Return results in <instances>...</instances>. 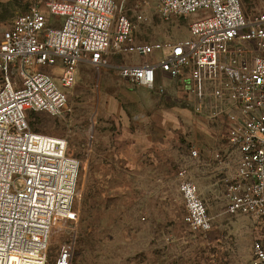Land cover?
Masks as SVG:
<instances>
[{"label":"built area","instance_id":"2783aa9c","mask_svg":"<svg viewBox=\"0 0 264 264\" xmlns=\"http://www.w3.org/2000/svg\"><path fill=\"white\" fill-rule=\"evenodd\" d=\"M203 11L208 15L191 23L189 38L144 45L133 43L135 25L114 0H49L15 17L0 41V264H48L61 223L77 221L80 162L68 154L66 139L32 131L27 117L61 116L79 67L100 71L112 55L160 53L155 64L118 69L132 84L161 94L159 72L176 81L187 74L194 113L228 128L216 159L239 155L225 179V212L264 223V12L247 17L241 0L158 2L164 20ZM39 65L55 71L36 72ZM179 178L185 223L210 232L213 218L198 186L186 169ZM76 239L74 233L61 246L55 264H72ZM250 264H264V237L254 242Z\"/></svg>","mask_w":264,"mask_h":264},{"label":"rangeland","instance_id":"374dc122","mask_svg":"<svg viewBox=\"0 0 264 264\" xmlns=\"http://www.w3.org/2000/svg\"><path fill=\"white\" fill-rule=\"evenodd\" d=\"M48 1L0 0V41L17 15ZM114 1L139 21L135 36L144 44L185 40L191 23L208 15L203 11L164 20L157 12L158 0ZM241 1L248 17L264 12V0ZM139 15L143 20H138ZM112 60L116 73L129 64L118 56ZM138 63L136 59L131 64ZM35 71L51 74L55 69L39 65ZM103 72L104 68L80 66L76 84L65 90L67 110L59 117L47 113L30 117L32 131L66 139L68 154L80 162L78 219L61 223L52 237L48 264H55L61 246L74 233L78 248L72 264H248L252 245L264 236V223L249 215L225 212V179L237 169L236 152L225 157L227 168L222 173H208L204 182L194 181L213 218L210 232L193 231L185 223L186 208L179 190L185 154L191 155L192 145L193 149L223 151L226 125L195 115L187 91L172 82L167 100L184 111L180 117L183 136L170 145L173 150L155 155L158 166L144 168V144L136 143L123 120L105 112L100 85ZM201 161L213 162L212 158Z\"/></svg>","mask_w":264,"mask_h":264},{"label":"crops","instance_id":"0c3cea01","mask_svg":"<svg viewBox=\"0 0 264 264\" xmlns=\"http://www.w3.org/2000/svg\"><path fill=\"white\" fill-rule=\"evenodd\" d=\"M129 18L135 25L132 37L133 43L144 45V42L138 41L135 36L136 29L140 24L139 21H137L136 17ZM114 56L126 58L127 61H129V64L136 59L139 61L138 64H142L145 61L155 64L160 57V53L155 52L146 58H142L136 54L112 55L108 60V65L103 67L104 72L100 80V85L103 90V101L106 106L105 112L109 115V117L114 116V118L120 121L123 120L125 129L130 131L131 137L136 141V143L142 145L144 144V160H147L150 157L155 159V155L159 152L166 151L168 149L170 151L173 150V147H170V145L174 144L175 141H177L176 139L182 138L183 136V129L185 126L182 124L180 117L183 115L182 113L184 111L178 105L170 103L167 100L169 98L168 87L172 82H174L178 83L179 86L183 87L187 91L185 83L183 82L187 74H184L179 81H176L169 78L166 74L159 72L158 81L159 83H163L166 89L165 93L161 94L157 90H150L145 87L136 86L130 81L122 78L120 73L112 71V59ZM129 64L127 63L123 65ZM197 149L201 154V158H212L213 162L204 163L201 161L200 157H193L192 154L189 155L188 153L185 154L186 157H183L185 164L183 169L188 171L189 176L193 181L204 182V178L208 175V173H222L227 168L226 160L220 161L219 159H216L215 150L209 151L203 149V147H199ZM252 258L253 245L248 264L251 263Z\"/></svg>","mask_w":264,"mask_h":264},{"label":"trees","instance_id":"16d2710c","mask_svg":"<svg viewBox=\"0 0 264 264\" xmlns=\"http://www.w3.org/2000/svg\"><path fill=\"white\" fill-rule=\"evenodd\" d=\"M244 10V9H243ZM245 13V12H244ZM247 16V15H246ZM248 17V16H247ZM34 114H37V113H34V112H29L28 113V122L30 121V117L31 116H33ZM30 123V122H29ZM189 144V143H188ZM192 147V149H193V147H194V145H192L191 146ZM192 149H191V152H192ZM155 159H152L151 157L150 158H148L147 160H144V168H147L148 166H150V167H156V166H158V163H159V161H158V159L156 158V157H154ZM77 248H78V239H76V248H75V255L77 254ZM75 257V259H76V256H74ZM75 259H74V261H75Z\"/></svg>","mask_w":264,"mask_h":264}]
</instances>
